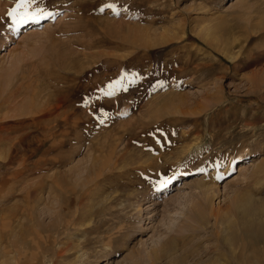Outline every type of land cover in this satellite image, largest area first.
I'll list each match as a JSON object with an SVG mask.
<instances>
[{
    "label": "rangeland",
    "instance_id": "obj_1",
    "mask_svg": "<svg viewBox=\"0 0 264 264\" xmlns=\"http://www.w3.org/2000/svg\"><path fill=\"white\" fill-rule=\"evenodd\" d=\"M18 3L0 0V264H207L231 237L234 264H264V0H33L13 23ZM32 89L82 123L37 139L14 106Z\"/></svg>",
    "mask_w": 264,
    "mask_h": 264
},
{
    "label": "bare ground",
    "instance_id": "obj_2",
    "mask_svg": "<svg viewBox=\"0 0 264 264\" xmlns=\"http://www.w3.org/2000/svg\"><path fill=\"white\" fill-rule=\"evenodd\" d=\"M9 77H10V75H9ZM30 81H32V80H30ZM18 91H20V89ZM37 91H39V90H37ZM59 93H60V91H59ZM65 93H67V92H64V94ZM14 94H12V95L10 94V95H11V97L13 99H16L17 98L16 96H18V95H14ZM64 94H62V97H59L58 95H56L57 96L56 97L55 94H54V96L56 98H53L52 94H50V93L42 94L41 95L40 93H38L35 90H33L32 93H29V94L26 95L28 97V99H24V100H22V102H19L20 105H17L16 103L14 105L15 107L18 106L17 109L20 112L19 114L20 115H23L19 119L20 123H22V124H31V125L34 124V127L37 128V130H39L38 131V134L37 133L35 134L36 135V138L39 139V140L52 138V136H54V134L57 133L56 129H54V128H56V126L57 127H64V128H66V127H72L73 125H78V124L82 123V121L79 118L70 117L71 115H67L64 112V109L65 108H63V107L66 106V102L68 104H72L71 101L66 100L65 97L63 98V95ZM66 95L68 97V94H66ZM25 100L26 101H29V102L28 103H25L26 102ZM28 104H30V105L29 106H26ZM66 112H68V111H66ZM70 118H74V120H71ZM30 132H31V130L23 131L21 134L18 135L17 138L18 139H24V138L28 137V135H29ZM21 163H22V165H24L25 164V161L23 160V162H21ZM194 208L195 207H193V210H195ZM197 211L200 212L199 215H201V214L203 215V212H204L203 210L197 209ZM199 215L196 214V216H198V217H199ZM186 226L187 227L188 226L191 227L190 224L189 225L187 224ZM243 229H244V232L247 233V234L254 233V232H250L251 229L248 226H244ZM248 231L250 233H248ZM191 234H193V233H191ZM217 235H218V233H217ZM233 236H234V233H233ZM227 239L226 240L228 242L227 243L228 244V247H225L226 244H225V246H222L221 244H218L217 246H215V248H213V249L210 248V252L207 253V255H209V256L206 255L209 258V263H207V264H234L233 263V260L231 259L230 254L234 252V249H235L234 247H235L236 243L238 242V240L240 238H238V237L237 238H234V237L232 238L231 237V238H227ZM244 239H246V238H244ZM251 242H252V240H251ZM178 243H179V239L177 237H173V238L170 237V239H168L167 241H164V243L162 244V246L160 248V252L165 253L166 251H171L172 249H174L178 245ZM244 244L246 245V243H244ZM223 247H225V248H223ZM157 251L154 253L155 257H157V255L159 253ZM186 258H187V255L186 256H180L179 255L178 258L176 260H174V264H183L186 261ZM186 263H188V262H186Z\"/></svg>",
    "mask_w": 264,
    "mask_h": 264
},
{
    "label": "snow or ice",
    "instance_id": "obj_3",
    "mask_svg": "<svg viewBox=\"0 0 264 264\" xmlns=\"http://www.w3.org/2000/svg\"><path fill=\"white\" fill-rule=\"evenodd\" d=\"M32 2L33 0H19V3L16 5V7L8 12L7 15L12 19L13 23H27L29 20L35 19V17L28 12V7L31 5ZM21 9H23V13L20 12ZM51 15L52 13H45L43 10H41V16ZM108 95H111V93H108Z\"/></svg>",
    "mask_w": 264,
    "mask_h": 264
}]
</instances>
